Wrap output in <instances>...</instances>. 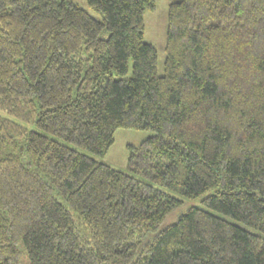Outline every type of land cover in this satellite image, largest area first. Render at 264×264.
I'll return each instance as SVG.
<instances>
[{
  "label": "trees",
  "instance_id": "obj_1",
  "mask_svg": "<svg viewBox=\"0 0 264 264\" xmlns=\"http://www.w3.org/2000/svg\"><path fill=\"white\" fill-rule=\"evenodd\" d=\"M87 2L0 0V264H264L206 209L161 226L159 186L264 233V0L170 2L163 74L155 0ZM119 127L154 131L131 173L96 158Z\"/></svg>",
  "mask_w": 264,
  "mask_h": 264
},
{
  "label": "rangeland",
  "instance_id": "obj_2",
  "mask_svg": "<svg viewBox=\"0 0 264 264\" xmlns=\"http://www.w3.org/2000/svg\"><path fill=\"white\" fill-rule=\"evenodd\" d=\"M70 3H74L81 8L85 9L92 16L96 18H100V14L93 10L87 0H65ZM156 6L154 9L146 8L144 12V21H145V30H144V40L148 43H151L158 52V72L159 74H163L164 72V63L166 57L165 45L167 40V26H168V7L170 2L175 0H155ZM132 74V63H129V70L125 74V77H129ZM2 114H6L1 112ZM26 126L30 129H35L40 132H43L41 129L37 128L34 125ZM154 134L153 130L150 129H136V128H127V127H119L114 133V141L109 146L108 150L103 156H96L98 160L104 161L116 169H120L124 172L131 173L128 168V161L131 153V148L138 146L144 139L152 136ZM52 136V135H51ZM62 142L67 143L64 139L57 137ZM69 144V143H68ZM71 145V144H70ZM73 147L79 149L82 152L89 153L84 148L77 147L72 145ZM161 188L169 192L170 194L177 196L182 199V204L174 209L169 215L165 218L161 226L172 223L176 220L177 216L186 210L188 207L195 206L199 208L206 209L212 213L223 216L236 224L242 226L243 228L252 231L257 234H262L260 230L250 227L249 225L237 221L233 219L231 216L222 214L219 211L210 208L207 206L203 200L202 196L196 198L186 197L181 194L177 190L167 189L166 187L159 185Z\"/></svg>",
  "mask_w": 264,
  "mask_h": 264
}]
</instances>
